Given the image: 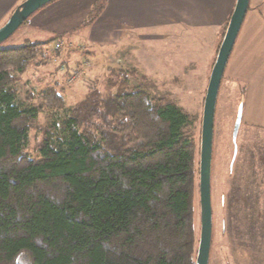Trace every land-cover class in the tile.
<instances>
[{
	"label": "trees",
	"instance_id": "16d2710c",
	"mask_svg": "<svg viewBox=\"0 0 264 264\" xmlns=\"http://www.w3.org/2000/svg\"><path fill=\"white\" fill-rule=\"evenodd\" d=\"M41 45L0 49V264H196L201 120L122 69L26 107Z\"/></svg>",
	"mask_w": 264,
	"mask_h": 264
},
{
	"label": "rangeland",
	"instance_id": "374dc122",
	"mask_svg": "<svg viewBox=\"0 0 264 264\" xmlns=\"http://www.w3.org/2000/svg\"><path fill=\"white\" fill-rule=\"evenodd\" d=\"M103 3L104 0H101L97 7L100 8ZM101 12L99 9V14ZM30 19L31 17L28 21ZM28 21L0 44V49L19 48L28 44L26 42L29 40V44H42L44 51L48 52L45 57H39L34 61L21 77L18 84L20 103L28 107L46 89L55 87L62 91L67 105H75L85 98L88 82L102 81L109 69L128 71L136 69L139 76L147 80V88L151 93L181 101L180 108L198 121L201 120V124H197V136H200L201 147L204 100L208 88L207 84L206 87L201 84L199 77L203 64L200 67V63L190 62L186 64L187 70L184 71V67L180 68L181 61L174 62L176 72L173 73L177 82L174 86H167L168 81L159 84L160 80L155 76V70L161 67V64L156 60L157 46L154 44L136 45L126 50L128 56L124 58L121 53L129 46L127 43L124 46L121 44L99 46L103 54L98 58L86 60L78 48L74 51L77 56L68 57L71 50L66 42L63 47L61 43H56L60 45L59 49H56V44L51 49L48 45L51 38L41 37L39 41L28 39L30 37L26 28ZM238 37L237 43L240 39ZM182 41L175 40V43L181 46L179 50L181 59L184 58L182 45L185 44ZM201 41L204 57L205 52L208 54L207 42L203 38ZM236 46L238 47V44L235 42L234 47ZM162 48L165 50V47ZM131 53L134 58L131 57ZM109 58L114 61L108 60ZM229 61L232 60L229 58ZM140 64L145 67L146 77L139 72ZM167 69L166 64V67H161L157 74L162 71L169 72ZM211 70L210 65L207 79L211 75ZM226 77L227 72L224 73L218 92L214 118L211 172L213 234L209 264H264V126H254L246 121V115L249 114L246 113L249 107L246 103L249 87L245 83L227 82ZM140 83V79L134 81L136 85ZM239 109H242V119L234 142L233 132ZM45 121L46 115L42 114L39 122L43 124ZM195 219L199 237L201 226L199 182L195 197Z\"/></svg>",
	"mask_w": 264,
	"mask_h": 264
},
{
	"label": "crops",
	"instance_id": "0c3cea01",
	"mask_svg": "<svg viewBox=\"0 0 264 264\" xmlns=\"http://www.w3.org/2000/svg\"><path fill=\"white\" fill-rule=\"evenodd\" d=\"M24 1L0 0V28ZM100 1L56 0L48 4L28 21V39H58L50 43L51 49L56 43L63 47L66 42L71 50L68 57L77 56L74 51L78 48L86 60L102 56L99 46H124L127 43L129 46L121 53L124 58L128 56L126 50L136 45L154 44L157 46L156 60L161 67L167 64L169 71L157 74L161 67L156 66L159 84L168 81L167 86H174L177 82L174 62L179 60L184 71L190 62L200 63V67L203 64L199 77L201 84L208 87V68L211 65L212 69L217 58L222 35L237 0H104L98 8ZM99 9L102 10L100 14ZM239 35L238 47H234L230 56L232 61L225 69L226 79L249 87L246 121L254 126H264V0H250ZM201 38L207 42L208 58L206 52V58L202 56ZM175 40L185 42L183 59L179 58L181 46ZM139 72L146 77L145 67L141 64ZM173 101L181 104V101Z\"/></svg>",
	"mask_w": 264,
	"mask_h": 264
},
{
	"label": "water",
	"instance_id": "95a60500",
	"mask_svg": "<svg viewBox=\"0 0 264 264\" xmlns=\"http://www.w3.org/2000/svg\"><path fill=\"white\" fill-rule=\"evenodd\" d=\"M56 0H26L12 14L6 24L0 28V44L11 37L33 14ZM250 0H237L229 25L219 48L218 55L210 75L204 100L200 163H199V196H200V240L196 264H209L213 234V207L211 192V172L213 161L214 118L218 92L233 51L236 39L245 20ZM242 109H239L233 141L236 142L241 124Z\"/></svg>",
	"mask_w": 264,
	"mask_h": 264
},
{
	"label": "built area",
	"instance_id": "2783aa9c",
	"mask_svg": "<svg viewBox=\"0 0 264 264\" xmlns=\"http://www.w3.org/2000/svg\"><path fill=\"white\" fill-rule=\"evenodd\" d=\"M55 46H56V49H59L60 48V45L59 44H56Z\"/></svg>",
	"mask_w": 264,
	"mask_h": 264
}]
</instances>
